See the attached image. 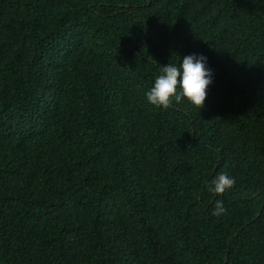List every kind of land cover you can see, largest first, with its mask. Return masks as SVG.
Segmentation results:
<instances>
[{"label": "trees", "instance_id": "trees-1", "mask_svg": "<svg viewBox=\"0 0 264 264\" xmlns=\"http://www.w3.org/2000/svg\"><path fill=\"white\" fill-rule=\"evenodd\" d=\"M0 264H264V0H0Z\"/></svg>", "mask_w": 264, "mask_h": 264}, {"label": "clouds", "instance_id": "clouds-1", "mask_svg": "<svg viewBox=\"0 0 264 264\" xmlns=\"http://www.w3.org/2000/svg\"><path fill=\"white\" fill-rule=\"evenodd\" d=\"M207 58L191 54L183 57L179 67L170 63L161 67V74L155 79L154 86L147 92V101L156 107L167 109L173 102L186 99L191 105L204 107L207 89L213 82L212 70L206 67ZM234 178L220 173L212 179L208 191L223 194L235 185ZM225 212L223 202H216L213 215L219 217Z\"/></svg>", "mask_w": 264, "mask_h": 264}]
</instances>
